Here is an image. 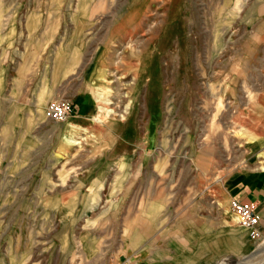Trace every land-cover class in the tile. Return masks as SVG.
Here are the masks:
<instances>
[{"label":"rangeland","instance_id":"374dc122","mask_svg":"<svg viewBox=\"0 0 264 264\" xmlns=\"http://www.w3.org/2000/svg\"><path fill=\"white\" fill-rule=\"evenodd\" d=\"M108 85L123 120L99 115ZM58 98L75 104L63 121L45 115ZM250 168L264 173V0H0V264H124L127 225L165 196L224 213L212 264H264L226 188Z\"/></svg>","mask_w":264,"mask_h":264},{"label":"crops","instance_id":"0c3cea01","mask_svg":"<svg viewBox=\"0 0 264 264\" xmlns=\"http://www.w3.org/2000/svg\"><path fill=\"white\" fill-rule=\"evenodd\" d=\"M86 107L88 103L82 104L81 110ZM226 186L230 198L258 203L264 229V173L250 168L233 176ZM157 201L160 207L158 216L152 221L145 220L142 225L136 221L131 230L127 225L124 231L127 238L135 235L136 240L132 238L131 244H127L131 259L140 264H212L218 260L222 253L219 255L216 251L210 255L209 248L216 241H220L217 247L223 246V236L220 235L224 232L225 216L222 211H216L214 221L208 212V200L194 198L183 207L178 206L172 196ZM122 256H126L125 253Z\"/></svg>","mask_w":264,"mask_h":264},{"label":"built area","instance_id":"2783aa9c","mask_svg":"<svg viewBox=\"0 0 264 264\" xmlns=\"http://www.w3.org/2000/svg\"><path fill=\"white\" fill-rule=\"evenodd\" d=\"M74 112L75 104L72 100L58 98L48 103L45 115L49 119L63 121ZM230 212L236 218L238 224L248 232L252 240L260 241L264 238V230L261 227V214L257 202L233 197L230 201ZM124 264L140 263L127 259Z\"/></svg>","mask_w":264,"mask_h":264},{"label":"bare ground","instance_id":"6f19581e","mask_svg":"<svg viewBox=\"0 0 264 264\" xmlns=\"http://www.w3.org/2000/svg\"><path fill=\"white\" fill-rule=\"evenodd\" d=\"M131 44V43H130ZM108 81H110V83L112 82H114L115 80H113V78L112 79H110V80H108ZM106 88H104V89H102L101 91H99L98 92V96H95V97H99V98H105L106 97V95H108L109 94V92H111V89H112V87H110V85H108V86H105ZM105 100V102H106V106H103V105H98V112H99V115H100V113H106V114H116V115H118V116H120V118L122 119H124V118H126V116H127V114H128V111L130 110V106L129 105H127V107H126V110L125 111H122V112H120V113H118V111H117V109L115 108V107H111V106H109V102H110V98L108 97V98H105L104 99ZM111 117V116H110ZM122 119V120H123ZM93 120H94V122L96 121V122H101L102 120H100V118L98 117V113H97V116H95V117H93ZM65 138H66V140L69 142V143H71V144H76V145H81L82 144V141L83 140H77L78 138H76L75 136L73 137V136H68V135H66L65 136ZM84 139V138H83ZM229 262H231L230 260H228V261H226V262H222L221 264H229ZM218 264H220V262L218 263Z\"/></svg>","mask_w":264,"mask_h":264}]
</instances>
